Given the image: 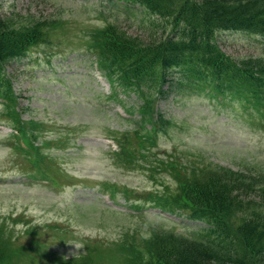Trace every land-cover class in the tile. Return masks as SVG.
<instances>
[{
  "label": "rangeland",
  "instance_id": "1",
  "mask_svg": "<svg viewBox=\"0 0 264 264\" xmlns=\"http://www.w3.org/2000/svg\"><path fill=\"white\" fill-rule=\"evenodd\" d=\"M102 2L0 0V17L48 22L26 57L5 68L20 96L16 118L0 100L2 264H146L156 234L204 227L173 200L181 183L219 166L264 172V116L235 98L168 93L155 106L169 120L153 133L136 112L126 119L108 97L92 38L115 23L148 40V15L138 4ZM221 34L227 54L264 60L262 36Z\"/></svg>",
  "mask_w": 264,
  "mask_h": 264
},
{
  "label": "trees",
  "instance_id": "2",
  "mask_svg": "<svg viewBox=\"0 0 264 264\" xmlns=\"http://www.w3.org/2000/svg\"><path fill=\"white\" fill-rule=\"evenodd\" d=\"M108 1L138 4L148 15V40L115 23L92 38L96 64L112 92L118 87L125 96L136 97V102L122 104L127 114L139 115L141 125L150 124L142 127L144 132H157V126L169 120L155 107L168 93L207 91L237 99L257 120L264 116V60L234 58L219 43L222 32L264 38V0ZM22 19L13 14L0 17V97L14 118L18 94L5 68L23 58L48 25L42 18ZM175 195L186 216L204 227L189 228L188 235L156 234L147 242L153 246L148 245L146 264H264V172L219 166L181 183ZM157 204L163 210L177 209ZM2 260L0 250V264Z\"/></svg>",
  "mask_w": 264,
  "mask_h": 264
}]
</instances>
